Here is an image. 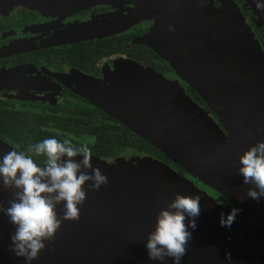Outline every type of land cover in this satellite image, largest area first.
<instances>
[{"label":"water","instance_id":"water-1","mask_svg":"<svg viewBox=\"0 0 264 264\" xmlns=\"http://www.w3.org/2000/svg\"><path fill=\"white\" fill-rule=\"evenodd\" d=\"M190 1L0 0V11L22 5L68 14L98 3L162 9L143 41L208 109L145 68V87L127 106L139 118L129 119L130 129L245 216L148 153L108 162L67 152L50 165L0 144V244L20 247L0 255V264H264V228L254 221L264 224V188L242 159L250 151L264 157V50L236 0H220L221 8L193 0L208 6L200 19ZM245 5L264 17V0ZM244 75L250 86L240 82ZM254 111L261 119L252 123Z\"/></svg>","mask_w":264,"mask_h":264},{"label":"flooded vegetation","instance_id":"flooded-vegetation-1","mask_svg":"<svg viewBox=\"0 0 264 264\" xmlns=\"http://www.w3.org/2000/svg\"><path fill=\"white\" fill-rule=\"evenodd\" d=\"M236 1H241V10L255 34L257 29L264 32V17L245 5V0ZM214 4L220 6V0H214ZM135 9L134 3H98L68 14L45 13L22 5L0 11V144L14 147L37 162L50 165L56 156L67 152L102 157L108 162L147 153L116 143L111 144L109 155L58 147L48 151L46 160H38L35 147L38 129L46 132L41 140L58 132L66 139L75 140L82 148H89L96 139L86 129L109 130L110 134L124 139V130L130 129L129 118L107 109L110 106L107 104L120 93L121 96L130 93L119 92L128 87V76L123 67L118 69V65L136 62L144 68H155L150 66L148 50L146 56L140 57L123 52L101 53L113 47L107 38L124 34L132 35V44L151 48L143 38L161 17L150 15L137 19L139 15H133ZM117 10L122 11L123 18H130L123 21L124 25ZM135 21L138 22L128 28ZM260 44L264 50L261 41ZM166 64L170 65L167 61ZM166 64L160 62L161 70H155L174 79L173 68ZM185 89L194 99L189 85L185 84ZM132 102L131 99L124 100L121 105L128 106ZM201 105L208 109L206 103ZM212 116L216 119L214 114ZM54 137L51 136L52 141ZM262 151L264 153V148ZM249 161L264 188V157L255 156ZM196 185L230 209L227 204L231 201L227 197L199 182ZM233 205L237 211H242ZM254 221L257 229L264 228L257 218ZM15 242L8 246L0 244V255L20 253Z\"/></svg>","mask_w":264,"mask_h":264},{"label":"trees","instance_id":"trees-1","mask_svg":"<svg viewBox=\"0 0 264 264\" xmlns=\"http://www.w3.org/2000/svg\"><path fill=\"white\" fill-rule=\"evenodd\" d=\"M256 33H257L256 35L257 38L264 45V32H260V30L257 29ZM131 36L132 35L130 34H124V35L115 36L113 38H107L108 40L104 39L108 41L109 44H112L113 47L111 50H107V52L103 51L101 55H104L107 53H113V52L114 53L123 52L131 56L140 57V56H146L147 55L146 50H148L149 51L148 58H149L150 66L159 70L160 62H164L166 64V61L162 59L159 56V54L154 51V49L145 48L144 46L132 44L130 42ZM166 66L170 67V65H167V64ZM189 92L194 97V99L197 100V102H200L199 104L205 103L204 99L194 90V88L189 86ZM86 130L96 136L95 141L92 144H90L89 148H82L81 146L77 145L75 140L66 139L64 138V136H62L58 132L52 133L51 135H48L49 137H44V140H41L40 138L46 135L45 134L46 132L42 133L40 129H38L37 139L35 143L36 144L35 147L37 149L36 158L38 160H46L48 158V151L50 149L58 148V147H63V148H67L70 150H83L84 152L91 151L92 153H95V154L109 155V153H112L111 144L118 143L124 146L129 145L135 149L143 150L147 152L148 154L157 156L161 158L164 162L172 164L174 168L180 171L181 170L183 171V169L179 165L173 163L161 150L153 146L143 137L137 135L131 129L127 128L124 130L126 134L125 137H123L124 139H121L120 136L118 135L115 136V134L114 135L110 134L109 130H97V129H91V130L86 129ZM78 131H76V133ZM51 136H55L53 141L51 139Z\"/></svg>","mask_w":264,"mask_h":264},{"label":"rangeland","instance_id":"rangeland-1","mask_svg":"<svg viewBox=\"0 0 264 264\" xmlns=\"http://www.w3.org/2000/svg\"><path fill=\"white\" fill-rule=\"evenodd\" d=\"M243 1V0H242ZM241 4V1L240 3ZM190 7L193 8V11L194 13L192 14L193 16H196L197 19H200L198 17H200L203 13V11H207L209 12V9H208V6L207 4H205V1L203 2H197V3H194L193 0L190 1L189 3ZM213 5L216 7V8H221V2H220V6H217L216 4H214L213 2ZM198 7V8H197ZM191 8V9H192ZM220 10V9H219ZM158 11V12H157ZM155 12H147V11H140L138 10L137 8L135 9L133 15H135V13H137V15H139V18L137 19H143V18H147L148 16L150 15H159L160 12H162L163 10L162 9H159ZM121 10H117V13H119L122 17L121 21L123 23V25L125 24L123 21H128L130 18L129 17H124L123 18V15L121 14ZM205 18L208 19V20H211L209 17H207L205 15ZM248 20V19H247ZM140 21V20H139ZM138 21H135L134 23H131L129 25L128 28L132 27V25H135V23H137ZM249 22V20H248ZM250 24V22H249ZM251 26V25H250ZM118 69L122 68L123 67V72H125L126 76H128V87H125L123 89H120L119 92H127V91H130L129 94L127 95H123L121 96V93L119 94V96H116L115 98H113L111 101H110V104H107V105H110L108 106L107 108L110 109V111L112 112L115 111L117 114H122L123 116L129 118L131 121H134L135 119H139L138 118V115L137 114H134L133 112V109L131 107H127V106H123L121 105V102L122 101H126L130 99V95H131V92L134 93V95L140 91V89H144L145 87V82H146V77L143 75L145 72H144V67L139 65L138 63L136 62H126V63H121L118 65ZM163 75V74H162ZM165 78L167 79H170L168 78L167 76L163 75ZM245 76V77H244ZM244 76H240L239 77V80L241 83L243 84H246V85H249V83H247V80H249L248 76L244 75ZM175 77V78H174ZM172 78L174 79H170L171 81H176L177 83H179V85H181L182 87H184V90L185 92L187 93L186 89H185V84L188 85L178 74L177 72L174 70V73L172 75ZM184 83V84H183ZM253 87V86H252ZM133 95V94H132ZM256 113V111H254L253 115ZM216 117V116H215ZM248 117L251 119V115L249 114ZM255 118L260 120L261 119V115H254V120H252L254 123L255 121ZM262 126H264V124L262 123ZM250 154L252 155H249L247 153H244L243 154V157L242 159L245 157L247 159L244 160L243 162V166L244 168L246 169V173L248 174H251L253 177H257V174H256V171L255 169L250 165V159L253 158V157H258L259 155L254 153L253 151H250L249 152ZM245 174V173H244ZM186 177L192 179L194 181V183L196 184V182H199L200 184H202L203 186H206L205 184H203L202 182L198 181L195 177H193L191 174L187 173L185 174ZM211 189V188H210ZM230 205H232V208H230L228 211H234V212H237L239 213L240 215L242 214L243 216H245V214L241 211H237L235 208H234V203L230 202L228 203ZM227 204V205H228ZM230 207V206H229ZM34 260V259H33Z\"/></svg>","mask_w":264,"mask_h":264}]
</instances>
